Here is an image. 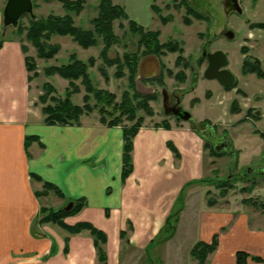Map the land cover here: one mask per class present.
I'll list each match as a JSON object with an SVG mask.
<instances>
[{
  "label": "crops",
  "instance_id": "1",
  "mask_svg": "<svg viewBox=\"0 0 264 264\" xmlns=\"http://www.w3.org/2000/svg\"><path fill=\"white\" fill-rule=\"evenodd\" d=\"M4 29L0 9V33ZM30 51L24 53L21 43L12 38L0 47V264H98L88 232L70 235L52 224L37 222L40 208L66 210L79 199L85 201L84 208L64 223L86 222L103 232L106 264H138L154 246L179 195L184 197L180 220L188 201L185 192L195 185L188 184L205 178L202 140L185 122L171 120L169 128L141 127L132 141V172L123 180L120 127H107L87 116L81 117L78 126L43 123L35 103L39 93L25 64V57H34ZM155 69L153 63L144 61L139 71L147 79ZM252 111L256 118H247L245 124L262 121L264 113ZM239 119L230 125L209 123L226 127ZM28 137L36 139L26 149ZM32 175L54 185L63 198L53 193L37 198L35 192L42 189V182ZM201 215L208 228L203 241L219 234L214 264L228 260L227 264H236L237 251L264 260V219L257 218L251 227L249 217L240 216L221 233L227 214L209 207ZM235 240L243 245L232 248ZM247 264L262 263L248 259Z\"/></svg>",
  "mask_w": 264,
  "mask_h": 264
},
{
  "label": "rangeland",
  "instance_id": "2",
  "mask_svg": "<svg viewBox=\"0 0 264 264\" xmlns=\"http://www.w3.org/2000/svg\"><path fill=\"white\" fill-rule=\"evenodd\" d=\"M180 1L186 0H176V2L170 0H112L114 5H119L124 9L128 20L142 26L144 32L159 31L158 41L160 43L179 42L183 49L184 61H181L180 66L176 67L177 53H167L162 56L149 53L145 45L146 40L130 31L128 20L113 22L112 29L119 39V43L109 48L108 57L119 58L122 61V56L125 53L136 52L134 89L144 95H156V99L149 102L150 116L141 110L136 111V117L143 119L141 127L152 125L166 128L164 125H169V121L176 122L173 117L163 113V91L167 92L169 102L172 96L182 98L181 108L191 115L193 123L218 122L222 125H230L238 118L240 119L234 125L226 127L209 123L207 127L198 132L191 128V121L184 123L199 135L203 146L208 147L203 148L202 155L206 182L195 184L185 192L188 199L187 206L177 223L174 239L167 245L157 242L148 250L146 254L148 259L144 254L137 262L138 264H196L190 256V250L197 242L203 241L207 237L208 228H205V224H203L201 212H208V202L211 200L214 201L213 208L228 215L226 224L220 230L221 233L227 232L230 224H233L240 216H248L250 226L257 218L264 219V211L243 203L244 200L249 199L256 204H264V137H262L264 133L253 130L254 128L264 130V116L262 121L257 120L254 124L250 122L245 124L248 120L240 122L243 118H249L248 110L264 113V79H259L253 74L243 75L240 70L244 59V55L240 52L241 47L247 49L248 53L245 55L247 58L252 60L258 58L261 68L264 70V30L251 28L255 24H264V0H237L242 10L240 15L235 12H226L224 0H187L199 14L198 19L190 17L189 25L184 23L185 7L174 8ZM5 3L6 0H0V9L3 10ZM32 5L33 14L37 20L44 19L49 15H65L61 4L55 1L32 0ZM152 5L160 10V17L166 18L164 23L152 11ZM97 6L98 0H83V10L79 15L71 14L75 26L83 30H93L91 21L97 16ZM166 6L169 8L167 9ZM168 17L172 19L168 21ZM30 19L32 20L29 15H24L20 18L16 28L5 27L4 31L0 33V39L3 41L10 38L16 39L21 43L22 48L29 49L34 54V57L30 58L35 60L37 76L32 79V86L37 89L38 96L43 93L45 84H50L54 88L55 93L49 97L64 96L68 82L58 75L47 76L44 70L51 66L66 64L71 54H74L82 62H87L89 58L95 60L94 66L88 69L92 84L99 90L113 94L115 103L121 102L124 92L132 94L128 83V70L124 67L123 76L116 78V66H105L100 59V51L104 48L101 39L97 40L96 46L82 49L70 37L52 36L48 44L58 46V53L50 60L38 58L35 48L26 39L25 29L28 28ZM18 27L23 29L22 33L16 31ZM228 32L233 34L232 39L225 37ZM215 51H222L227 56V69L236 78L235 88L223 89L217 81H209L203 76L200 77L206 67V60L202 55ZM144 61L153 63L156 68L154 75L147 79H144L139 71L140 65ZM185 62L188 64L187 68L184 67ZM100 67H105V76L101 75ZM180 74H184L186 77L184 83L179 82ZM194 75H197L195 89L191 81ZM75 84L78 85L80 91L71 97V102L82 106L85 91L80 85V81H76ZM180 88L184 89L180 90ZM233 100H236L240 110L238 114L230 112V104ZM35 103L41 107L38 97ZM47 103L53 104L50 100ZM94 104L95 101L91 99L89 105L93 106ZM107 110L112 111V108L107 107ZM83 116H87L91 121L99 122L98 108ZM252 121H254L253 118ZM180 123L177 122V124ZM126 125L130 126V123ZM234 128H236L235 131ZM218 138H226L231 148L215 150L219 156H214L210 147L213 148V143ZM208 180L211 181L207 182ZM217 181L228 184L229 188L226 189L224 196L220 195L222 190L215 187ZM252 184L255 187L247 192ZM42 190L43 185L42 189L37 192ZM49 194L51 192H48L46 196ZM48 205L52 206L53 204L48 202ZM45 208L58 210L51 207ZM231 218L232 221H230ZM238 245H243L242 241L232 242V248ZM149 259L150 262L147 261ZM227 263L229 260L225 262V264ZM205 264H214V254L207 258Z\"/></svg>",
  "mask_w": 264,
  "mask_h": 264
},
{
  "label": "trees",
  "instance_id": "3",
  "mask_svg": "<svg viewBox=\"0 0 264 264\" xmlns=\"http://www.w3.org/2000/svg\"><path fill=\"white\" fill-rule=\"evenodd\" d=\"M45 2H58L64 9V16H54L49 15L44 19H38L33 21L30 19L28 28L26 31V39L32 44L36 50L37 57L44 60H50L55 57L59 51V47L56 45H49L52 36L60 37H70L74 43H76L82 49H88L90 47L96 46L97 40L101 39L104 48L100 51L99 57L105 66L112 67L116 66L117 70L115 73L116 78L123 76V68L128 70V83L132 90L130 95L128 92H124L119 104L115 103V97L113 94L99 90L92 84L88 69L94 66L95 60L89 58L87 62H82L76 58L74 54L69 56L68 62L60 66H51L44 70L45 75L53 76L58 75L60 78L68 82V87L65 89L63 97L54 96L49 97L54 94V88L50 84H45L43 86V93L38 96L39 104L41 105L40 111L43 117V123L49 126L62 125V126H78L81 123V117L83 115L90 114L95 108H98L99 113V123L107 127H121L122 129V168H121V178L124 180L132 172V141L138 130L143 124L142 117H136V111L141 110L146 115H151V109L149 107V102L156 99V95L148 94L144 95L137 92L134 89V79L136 76V65L137 57L135 53H125L122 56V61L119 58L108 57V50L114 44L119 43V39L115 36L112 25L115 20H128L127 14L124 9L119 5H114L112 0H98L97 6V16L92 19L91 24L93 30H83L80 27L75 26L74 19L71 14L79 15L83 10V0H44ZM171 2H176V0H170ZM185 7V17L184 23L186 25L190 24L191 18H199L196 10L190 6L189 2L183 1L179 2L174 6L178 9L180 7ZM152 11L159 16L160 21L164 23L166 18L160 17V10L156 6H151ZM168 9L169 6H166ZM172 18L168 17L167 20L170 21ZM130 31L134 34L141 36L145 41L146 48L149 53L156 54L158 56L170 54H178L175 66H180V62L184 61L182 54L183 49L181 48V43L168 41L166 43H160L158 41L159 31L144 32L143 27L138 25L132 20H128ZM251 28H257L264 30V24H255ZM18 33H22L23 29L18 27L16 29ZM144 42L143 40H141ZM3 40L0 39V47L2 46ZM23 52L26 53V48H22ZM240 52L244 55L243 62L241 64V73L243 75L253 74L259 79H264V70L261 68L259 60H252L247 58L245 55L248 53L247 49L244 47L240 48ZM25 64L30 75V81L36 74V64L35 60L30 57H25ZM184 67H188L186 62ZM102 76H105V67L99 68ZM171 74V72H169ZM76 81H80V85L84 88L85 95L83 97V105H75L71 102V97L78 94L80 89L78 85L75 84ZM186 77L184 74H180L179 82L184 83ZM192 85L195 87L197 82V75H194L191 79ZM236 83L230 87L225 88L227 90L235 88ZM93 99L95 104L93 106L89 105V101ZM53 102V104H48L47 101ZM107 107L112 108V111H108ZM118 114L116 115V113ZM230 112L232 114L240 113L236 100H233L230 104ZM248 117L256 118L252 110L247 111ZM109 118V119H107ZM247 118L240 120L246 121ZM190 126L196 132L201 131L204 127L209 125V122L193 123L190 120ZM130 123V126L126 125ZM169 128V125H164ZM264 137V135H262ZM35 137H28L25 139V148L27 149L29 145L35 141ZM207 146H204L206 148ZM208 148V147H207ZM211 148V153L214 156H219L215 150ZM34 180L42 182L39 177L31 176ZM211 180H208L209 182ZM206 180L201 179L198 181L190 182L188 185L196 183H204ZM43 190L41 192H35L37 198L44 197L48 192L53 193L59 198H63L61 192L51 183L42 182ZM217 189L222 190L221 196L225 195L226 189H228V184L223 181H217ZM255 186L252 184L251 188H248L247 192H250ZM183 195L180 194L177 206L173 212H171L166 218L165 224L153 242V245L160 243L164 244L170 240L175 232L177 223L179 220V214L184 207ZM244 204H250L253 207H258L264 211V204H256L249 199L243 201ZM214 201L208 202V206L212 207ZM85 206V201L79 199L70 202V207L68 209L52 210L45 207L40 208L38 214V224H54L60 227L62 230L70 235H77L84 231L88 232L93 238L94 248L96 250L97 262L98 264H106V255L103 250V245L106 242V236L103 232L94 228L91 224L82 222L77 223L73 226H69L64 223V219L70 216L78 214ZM222 230V229H221ZM124 237L123 234L121 236ZM158 239V240H157ZM219 246V235L214 234L210 242L199 241L190 250V256L195 261L196 264H205L207 258L214 254ZM251 260L255 263L264 264V260L260 257H250L243 251H237L235 253V263L236 264H247V261Z\"/></svg>",
  "mask_w": 264,
  "mask_h": 264
},
{
  "label": "water",
  "instance_id": "4",
  "mask_svg": "<svg viewBox=\"0 0 264 264\" xmlns=\"http://www.w3.org/2000/svg\"><path fill=\"white\" fill-rule=\"evenodd\" d=\"M224 9L226 12L242 14L237 0H224ZM24 15H29L32 20H37V17L33 14L32 0H6L2 10L4 27L16 28L20 18ZM225 37L232 39L233 34L228 32ZM203 56L207 60L206 68L202 74L204 79L217 81L223 88H230L236 83L235 76L227 69L228 59L222 51L203 54ZM162 108L164 115L173 117L176 122H189L191 120V115L181 107H170L166 91L162 92ZM256 115H259L258 112H256ZM228 147L231 148L230 144ZM230 153L232 152L230 151Z\"/></svg>",
  "mask_w": 264,
  "mask_h": 264
},
{
  "label": "flooded vegetation",
  "instance_id": "5",
  "mask_svg": "<svg viewBox=\"0 0 264 264\" xmlns=\"http://www.w3.org/2000/svg\"><path fill=\"white\" fill-rule=\"evenodd\" d=\"M203 57L205 58V56H203ZM205 60H206V58H205ZM206 65H207V60H206ZM181 99L182 98L180 96H172V98L170 97V102H169L170 107H174V108L181 107ZM228 146H229V142L226 138H218L213 143L214 150L226 149V148H229Z\"/></svg>",
  "mask_w": 264,
  "mask_h": 264
}]
</instances>
